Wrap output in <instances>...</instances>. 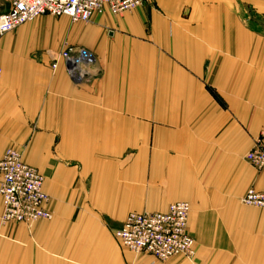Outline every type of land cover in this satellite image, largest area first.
I'll list each match as a JSON object with an SVG mask.
<instances>
[{
  "label": "crops",
  "instance_id": "crops-1",
  "mask_svg": "<svg viewBox=\"0 0 264 264\" xmlns=\"http://www.w3.org/2000/svg\"><path fill=\"white\" fill-rule=\"evenodd\" d=\"M70 22L45 15L0 39V159L15 149L38 168L53 211L0 222V264H264V208L241 201L264 189L246 158L264 133V0H152ZM66 45L91 50L99 74L53 70ZM177 201L192 207L193 259L115 237L129 213Z\"/></svg>",
  "mask_w": 264,
  "mask_h": 264
},
{
  "label": "built area",
  "instance_id": "built-area-1",
  "mask_svg": "<svg viewBox=\"0 0 264 264\" xmlns=\"http://www.w3.org/2000/svg\"><path fill=\"white\" fill-rule=\"evenodd\" d=\"M9 8L0 14V39L23 24L38 17L67 16L74 23H88L96 16H114L141 7L152 0H6ZM51 67L63 61L71 79L82 83L99 74L96 57L86 47L66 45L58 52H49ZM264 135V133H263ZM258 138L247 153V160L258 171L264 170V137ZM45 176L24 161L21 153L9 149L0 159L1 224L21 223L28 226L51 220V196L44 189ZM247 206L264 208V189L250 188L241 198ZM191 204L177 201L163 212H131L115 229V237L128 249L146 253L166 261L184 256L193 259L196 241L189 231Z\"/></svg>",
  "mask_w": 264,
  "mask_h": 264
},
{
  "label": "rangeland",
  "instance_id": "rangeland-1",
  "mask_svg": "<svg viewBox=\"0 0 264 264\" xmlns=\"http://www.w3.org/2000/svg\"><path fill=\"white\" fill-rule=\"evenodd\" d=\"M47 16L50 17L51 19L55 20V21H58L60 18H62V17H55V16H52V15H47ZM64 18H66V19L70 22V18H69V17L64 16ZM70 23H71V22H70ZM81 24L85 25V24H87V23H81ZM55 30H56V31H55V34L53 33V35H51L47 40H49L51 43H54L55 46L58 47L59 44H60V36H59L58 32H60V30L62 31V28H61V27H56ZM223 240H224V238L221 237V238L219 239V242L221 241V243H222ZM181 257H184V256H181ZM185 258H186V257H185ZM196 261H199L198 256H197L195 262H196ZM209 264H215V263H212V261H210Z\"/></svg>",
  "mask_w": 264,
  "mask_h": 264
},
{
  "label": "bare ground",
  "instance_id": "bare-ground-1",
  "mask_svg": "<svg viewBox=\"0 0 264 264\" xmlns=\"http://www.w3.org/2000/svg\"><path fill=\"white\" fill-rule=\"evenodd\" d=\"M204 224V223H203Z\"/></svg>",
  "mask_w": 264,
  "mask_h": 264
}]
</instances>
